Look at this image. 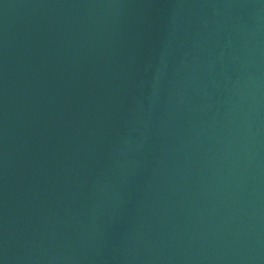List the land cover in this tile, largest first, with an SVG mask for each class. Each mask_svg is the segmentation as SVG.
<instances>
[{
	"label": "water",
	"instance_id": "95a60500",
	"mask_svg": "<svg viewBox=\"0 0 264 264\" xmlns=\"http://www.w3.org/2000/svg\"><path fill=\"white\" fill-rule=\"evenodd\" d=\"M2 264H264V0H0Z\"/></svg>",
	"mask_w": 264,
	"mask_h": 264
},
{
	"label": "snow or ice",
	"instance_id": "6c2138e0",
	"mask_svg": "<svg viewBox=\"0 0 264 264\" xmlns=\"http://www.w3.org/2000/svg\"><path fill=\"white\" fill-rule=\"evenodd\" d=\"M0 264H2V262H0Z\"/></svg>",
	"mask_w": 264,
	"mask_h": 264
}]
</instances>
